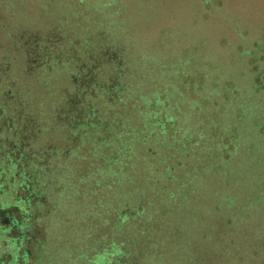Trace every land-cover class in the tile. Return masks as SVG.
Wrapping results in <instances>:
<instances>
[{
  "label": "rangeland",
  "instance_id": "374dc122",
  "mask_svg": "<svg viewBox=\"0 0 264 264\" xmlns=\"http://www.w3.org/2000/svg\"><path fill=\"white\" fill-rule=\"evenodd\" d=\"M0 26L2 72L9 74L13 69L12 74L19 76L15 73L17 65L13 64L12 67V61L6 55L14 51L18 53L28 41L45 42L47 40L44 38L48 39L49 36L51 41L47 42L57 53L54 59L58 61L51 63V58L43 65L51 68L58 64L64 70L61 84L53 82V77L48 73L41 74L40 69L34 70L32 74L29 72V77L35 79H32L35 84L31 87L46 96L50 94L46 103L41 101L39 104V98H33L31 113L20 110L25 117L33 119L37 128L44 124H50L48 126L51 127L53 118L58 117L56 104H65L64 96L72 94L68 79L70 72L77 66L85 64L87 72L80 73L88 75V82H96L99 88L106 87V80L109 81L110 88L114 85L121 86L118 79H124V74L126 77L132 71L130 67L133 65L128 63V58L133 50L134 53L138 51L132 46H139L141 41L147 40L152 45L155 43L163 53L169 51L167 40L172 39L173 46L180 51V47L185 45L181 43L183 35L190 36L189 43H200V39L207 33L221 58L228 59L242 76L240 82L249 90L245 93L246 111L257 113L254 119L247 121L246 128L241 126L236 135L233 133L234 138L227 150L231 157L235 152L236 156L240 155L243 160L241 164H248L249 169L264 171V0H0ZM3 26L7 28H2ZM22 28L24 30L15 32ZM160 59L167 61L169 58L161 56ZM23 60L21 61L24 63ZM111 61L122 67L121 70L118 69L119 73L112 69ZM64 63H68L65 69ZM199 63H194V66L199 67ZM91 64H94L95 73L89 69ZM97 68L101 70L97 71ZM187 68L190 73L196 71L191 65H187ZM1 71L0 75H4ZM226 74L225 71L223 75ZM43 80L46 86L41 82ZM184 80L193 82L194 78L192 74H188ZM12 84L20 87L19 81L16 86L15 82ZM124 85L125 83L123 90ZM234 91L236 87L225 90L223 95L231 97L229 94ZM91 94L94 101L84 100L82 94L77 102L82 104L81 112L73 111L69 114L80 118L84 113L80 124L84 123L85 118L89 121L92 112H95V123L103 122V110L100 114L98 112L101 110L99 98L104 93L92 91ZM74 96L76 97V93ZM19 100L20 95L15 92L11 101L0 98V103L3 108L11 110L9 105ZM220 120L221 124L224 123ZM217 122L219 121L216 120ZM127 124L125 122L124 126ZM221 124L218 123L224 127ZM84 128L88 129V133L83 136V144L79 141L80 137L72 138V134L69 136L61 133L49 139L50 142H55L53 147L58 142L61 146L65 143L67 145L56 149L70 150L63 156L67 165L57 157L49 160V165L54 161L60 169L56 166H52L54 169L38 168V161L26 159L30 164L26 172H34L35 175H32L40 185H44L46 191L43 194L49 197L48 203L57 199L62 212L61 202L66 195L69 198L68 227L63 226L65 222L62 218L51 219V226H60L62 230H56L55 236H49L47 245L42 247L36 259L38 264H88L87 257L90 258L92 254L93 262L101 264L106 256L95 249H109L113 243L122 244V248L131 253L128 264H264V181L256 182L255 178L249 182L252 185L243 193L248 196L247 199L235 200L229 196L231 191L228 184L223 191L225 195L211 194L213 203L207 209L215 217L208 221L202 218V225H197L192 233L189 229L193 224L188 217L190 214L186 213L190 210L182 207L180 211L185 214L174 215L173 206L177 207L180 200L190 205L189 197L196 193V187L184 188V192L181 187L175 196L165 195L166 191H172L176 185L178 188L184 182L183 174L179 175L180 180L177 182L167 179L162 185L156 183L155 187L160 188L159 192L146 193L154 196L150 204L148 195L139 198L131 195L132 185L125 189V194L113 193L107 196L105 168L97 166L94 170L91 169L89 161L83 159L81 154L85 152L90 156L91 153L87 151L90 146L95 149L96 158L101 159L107 150L111 152L112 148L121 145L114 139L108 143L99 142L101 130L94 128L90 131L89 123ZM3 131L11 134L6 128ZM222 131L218 126H211L208 132L212 135L232 134L228 130ZM189 159L190 156L184 158L186 161ZM182 170L186 172L188 169H179L180 173ZM92 171L99 187L94 186L92 180L86 181L93 176ZM2 175L0 173L1 177ZM102 187L105 193L102 192ZM253 194L258 197L249 199ZM134 200L140 201L139 206L141 204L148 213L141 219L133 217L134 211L129 212V203ZM49 204L46 208L53 213L54 207L57 208L58 205L56 207V204ZM195 209L201 212L205 207L198 205ZM119 213L129 216L121 227L118 224ZM48 214H43L42 218L48 217ZM45 235L46 232L41 230L38 236L44 238ZM5 245L4 241H0V263L8 259L3 254ZM110 251L118 253L119 247L114 246Z\"/></svg>",
  "mask_w": 264,
  "mask_h": 264
},
{
  "label": "trees",
  "instance_id": "16d2710c",
  "mask_svg": "<svg viewBox=\"0 0 264 264\" xmlns=\"http://www.w3.org/2000/svg\"><path fill=\"white\" fill-rule=\"evenodd\" d=\"M2 28H7V26H3ZM22 30L24 29H18L15 32ZM205 34V37L200 39L201 44L198 41L189 43L190 36L187 34L183 35L181 43L185 45L180 47V51L175 49L172 39H168L166 45L169 47L170 52L166 49L167 51L162 53V50L155 43L152 45L150 42L147 43V40L141 41L139 46H132L133 49H138V51L134 53L133 50V54L128 58V63H131L133 67H130L132 71L126 77L124 74V79H118L121 86L114 85L110 88V83L106 80V87L99 88L96 86V82H88V75H82V73L87 72V69H83L82 73H76L73 69L68 79L71 82L72 94L64 96V100H67L68 105L74 109L82 106V104H77L82 94L84 100L90 99L94 101L95 99L91 94L92 91L94 93H104L99 98L101 110L98 112L100 114L103 110V122L95 123L93 120L95 112H92L89 116V121H86V118L83 119V124H80L82 118H75L73 115L67 114V117L71 120H68L67 125L63 126L68 135L69 133L70 135L72 134V138L80 137L79 141L82 144L83 136L88 133V129H83V126L89 123L90 131L94 130V128L101 130L99 142L108 143L114 139V141L121 145L118 148H112L111 152L107 150L101 159L96 158L95 149L90 146L87 149L88 153H91L90 156L85 152L81 154L83 159L89 161L91 169L94 170L97 166L105 168L104 173L106 177L104 184L106 185V193L103 187L102 192L107 196L113 193L122 195L126 193L125 189L130 188L132 185L131 195H137L139 198L140 196H147V192L157 194L160 188L155 187L156 183L162 185L167 179L177 182L180 180L179 175L183 174L184 182H179L178 188L176 185L172 191H166L165 195L169 197L175 196L179 193L178 191L181 187V190L187 189V187H196V193L189 197L190 205L180 200L177 203V207L173 206V211L175 210L174 215L185 214V212L182 213L180 211L182 207L190 210V212L186 213L190 214L188 217L193 226L189 231L192 233L195 232L197 225H202V218L208 221L210 218L215 217L211 216V210L207 209L213 203L211 194L225 195L223 191H225V185L228 184L231 191V195L229 196L235 198V200L239 198L247 199L248 196L243 193L252 185L249 182L253 179L255 180V178L257 179L256 182L264 181L263 169H249L248 164H241L243 160L240 155L236 156L235 152L231 157L230 152L227 150L231 139L234 138L233 133L236 135L237 131H240L241 126L246 128L247 121L251 118L254 119V115L257 113L252 110L246 111L245 93L249 90L242 86V82H240L242 76L238 74V70L236 67H233L228 59L223 60L221 58L217 48L212 44L209 35ZM44 39L46 40V38ZM48 39L51 41V36ZM36 44L43 52L46 53V50H48V59L52 58L51 63L58 61L56 58L54 59L57 53L55 54L52 46H49L46 50L42 48L43 45L47 44V41L40 43L38 41H34V43L28 41V44H23L18 53L9 49L13 53L6 55V58L10 57L12 67L13 64L17 65V60L23 55V48L25 46L29 48V61L25 63L26 58H24V63L17 66L15 73L19 76L12 74L13 69H11L9 74L0 70L6 75H0L1 100L11 101L15 92L20 95V99L22 100L15 101L13 105H9L11 110H8L6 107L3 108V104L0 103V107L2 108L0 110V121H5L7 130H11L17 126L20 129L23 123L28 124L25 114H20L19 116L17 111L22 109L24 113L30 112L31 108H33L31 106L33 105V102H31L33 98L38 97L39 104H41V101L42 103H46L49 100L50 94L46 96L31 87L35 84L33 81L35 79L29 77V72H33L38 67L41 74L48 73L51 77L55 76L53 82L61 84L64 79V75L61 76V73H57L59 71L62 72L58 64L48 68L46 65H43L46 61L45 59L34 56ZM160 54L169 59L167 61L161 60ZM169 56L173 57L170 58ZM2 60L0 59V61ZM198 62H200L199 67L194 66V63ZM67 65L68 63H64L63 69ZM187 65H191L196 71L190 73ZM111 67L119 73L118 69L120 66L115 61H111ZM93 68L94 64H91L89 69L94 70L93 72L95 73V69ZM98 70H101V68H97ZM225 71L227 74L223 75ZM188 74H192L194 78L193 82H185V76ZM60 76L61 79L58 78ZM26 78L29 79L26 80ZM17 81H19L20 87L13 86L12 83L15 82L14 85L16 86ZM41 82L46 86L45 80ZM123 83H125L124 90L122 89ZM232 87H236V91L229 94L231 97L223 95L225 90L227 91ZM42 90L44 91V89ZM55 92L57 93L56 90ZM128 92L130 94H127ZM74 93H76V97ZM18 117L21 118V121L18 122L21 125H17L15 122ZM56 118L54 117L53 121ZM220 119L224 123L221 124ZM216 120L219 122L216 123ZM125 122L128 124L124 126ZM218 123L224 127L219 126ZM211 126H218L220 130H223L222 133L224 130H228L233 135L228 134L226 136L220 134V136L219 134H209ZM22 129L16 133L17 140H23L28 135L26 130ZM17 140L13 141L16 146L14 150L20 148L21 145ZM11 142L12 140L10 139ZM4 147L9 148L6 144H4ZM10 155L16 159L18 158L17 151H11ZM94 155L96 159H93ZM63 156V152L60 153L58 151V154L55 156H52L49 152L48 154H43L37 161L46 166L45 160L48 161L57 157L58 159H62L67 165ZM185 156H190V159L184 160ZM15 161L11 160V166L14 169H18L19 166L21 167L26 162V159L24 162L22 158L18 163ZM249 161L251 160L249 159ZM52 165L58 168L54 161ZM69 167L74 168V166ZM25 169H29V165ZM179 169L188 170L186 172L182 170L180 173ZM93 172L91 173L93 176L86 181L92 180V184L98 186L100 184L94 178ZM28 174L25 173L24 176L28 178ZM148 196V204H150L154 196ZM257 197L256 194H253L249 199ZM139 202L138 200H134L133 203H129V212L134 211L133 217L141 219L148 213L141 204L139 206ZM198 205L205 207V209L201 212L198 211L195 209V206L198 207ZM112 210L115 211V209ZM118 216L120 218L118 224L121 227L128 220L129 216L126 214L121 215L120 213ZM149 219L150 217L147 218V220ZM184 223L186 224V222ZM86 235L88 236L89 234L87 233ZM114 246L119 247L118 253H111L110 250ZM95 250L104 253L106 256L102 259L101 264H128L127 261L131 258V253L123 249L122 244L113 243L109 249ZM91 257H87L88 260L86 259L87 261H85L88 264H95Z\"/></svg>",
  "mask_w": 264,
  "mask_h": 264
},
{
  "label": "flooded vegetation",
  "instance_id": "af4514ba",
  "mask_svg": "<svg viewBox=\"0 0 264 264\" xmlns=\"http://www.w3.org/2000/svg\"><path fill=\"white\" fill-rule=\"evenodd\" d=\"M49 40L50 39L47 41ZM49 46L51 45L49 42H47V44L43 45L42 48L46 50ZM25 47L23 48V55L17 60V66L22 65L21 63L23 62L21 60L24 58L29 61V48L27 46ZM34 50V56L47 61L49 57L48 50H46V53L43 52L37 44L35 45ZM84 68L85 64L82 66H77L74 68V70L76 73H79L83 71ZM38 69L39 68L36 67L34 70ZM57 73H61L60 75L63 76V70L62 72L59 71ZM30 74H32V72ZM61 76L58 78L61 79ZM53 78H55V76H53ZM69 95L71 94H67V96ZM56 111L58 112V117L55 119V121H53L51 127L48 126L50 124H44L43 127L37 128V125L34 124L33 119L27 118L28 124L23 123L22 128L26 130L28 135L25 136L23 140L16 139V133L22 128L19 129L17 126L11 130L8 129L11 134L6 132L4 133V128H7L6 123L4 120L0 121V173H3L2 177L0 176V241L5 242L6 245L3 248V254L8 256V259L5 262H2V264H38L36 259L38 258L42 247L47 245L49 236H55L56 230H62L60 226L52 227L51 219L57 220L62 218L65 222V224L63 225L62 223V225L68 227V195H66L64 201L61 202L63 206L62 212L60 211V206L57 202V199L55 202L52 199V203L49 202V204L47 200L49 197H45L43 194V192L46 191L44 185H40V183L34 177V172L31 174L26 172L25 167L30 164L24 162L25 159L37 161L43 156V154H47L49 152L52 154V156L57 155L58 151L60 153H69L70 150L67 148L62 150L56 149L67 146L66 143L64 146H61L58 142L60 147L58 145L53 147L55 142H50L49 139L52 138L51 136L56 137L57 134L61 133L68 135V133L63 129V126L67 125L66 123H68V120H71L67 117V114H71L73 111H75V113L81 112V108H71L66 100L65 104H56ZM17 112L19 116L20 114L24 115V113L20 110ZM83 117L84 113L80 118ZM19 121H21L20 117H18V119L15 121L17 125L20 124H18ZM14 137L15 140L21 144L20 148H17L16 150H14L16 148L13 142L15 141ZM10 139L12 140L11 143ZM70 140H72V138ZM4 144H6L9 148H5ZM11 151H17V159L10 155ZM21 158L23 159L24 166L22 165L21 167L19 166L18 169H14L11 166V160H16L15 162L18 163ZM38 165V168L43 167L44 169H54L52 166H55L51 163L49 165V160H45L46 166H43L41 162H39ZM25 173H27L30 177L27 178L24 176ZM48 204H56L55 206L57 207L58 205V207H54V212L51 213L46 208L48 207ZM46 213H49L48 217L42 218L43 214L45 215ZM41 230L46 232L44 238L38 236Z\"/></svg>",
  "mask_w": 264,
  "mask_h": 264
},
{
  "label": "water",
  "instance_id": "95a60500",
  "mask_svg": "<svg viewBox=\"0 0 264 264\" xmlns=\"http://www.w3.org/2000/svg\"><path fill=\"white\" fill-rule=\"evenodd\" d=\"M47 30V29H46ZM46 40H48V39H46Z\"/></svg>",
  "mask_w": 264,
  "mask_h": 264
}]
</instances>
